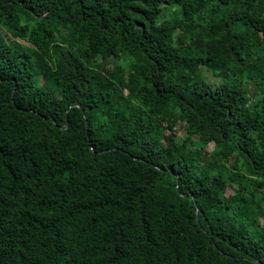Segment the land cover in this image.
I'll list each match as a JSON object with an SVG mask.
<instances>
[{"label":"trees","instance_id":"1","mask_svg":"<svg viewBox=\"0 0 264 264\" xmlns=\"http://www.w3.org/2000/svg\"><path fill=\"white\" fill-rule=\"evenodd\" d=\"M263 219L264 0H0V264H264Z\"/></svg>","mask_w":264,"mask_h":264},{"label":"rangeland","instance_id":"2","mask_svg":"<svg viewBox=\"0 0 264 264\" xmlns=\"http://www.w3.org/2000/svg\"><path fill=\"white\" fill-rule=\"evenodd\" d=\"M166 18H168V15H167ZM1 31L4 33V30H3V29H1ZM122 63H124V61H122ZM113 65H114V63H113ZM203 71H204L206 77H207L211 82H213V83H214V82H215V83H216V82H221V80L218 79V78L213 74V72L210 71V70H208L206 67H203ZM185 133H186V131H185V130H182V131L180 132V135H181V136H184ZM214 147H215L214 144H211V145H210V149H211V150H213ZM263 224H264V219H263Z\"/></svg>","mask_w":264,"mask_h":264}]
</instances>
